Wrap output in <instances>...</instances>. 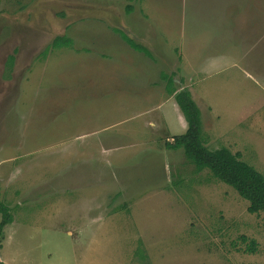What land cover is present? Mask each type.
Here are the masks:
<instances>
[{"label": "rangeland", "instance_id": "1", "mask_svg": "<svg viewBox=\"0 0 264 264\" xmlns=\"http://www.w3.org/2000/svg\"><path fill=\"white\" fill-rule=\"evenodd\" d=\"M163 77L264 177V0H0L2 262L264 264V213L166 148Z\"/></svg>", "mask_w": 264, "mask_h": 264}, {"label": "trees", "instance_id": "2", "mask_svg": "<svg viewBox=\"0 0 264 264\" xmlns=\"http://www.w3.org/2000/svg\"><path fill=\"white\" fill-rule=\"evenodd\" d=\"M132 7H127V12H131ZM119 37L133 50L142 52L151 58L150 51L129 38L123 31L114 30ZM71 40L66 36H58L52 42V48H69ZM13 58H10L12 63ZM166 81V77H163ZM167 91L169 95L174 94L175 100L185 118L187 127L181 135L172 138V142L165 143L167 149L183 150L186 159L194 166L197 172L207 170L221 183L232 188L238 196L248 203L247 212L249 214L264 213V177L261 173L249 166L241 159L239 153H232L228 148L221 147L210 151L204 145L201 132L200 111L196 103L192 100L190 93L181 89L178 90L173 83V79L167 81ZM0 251L4 241L5 228L13 222L10 209L0 201ZM245 242L246 239L243 238ZM245 252L254 254L256 252L255 241H250ZM0 264H5L0 259Z\"/></svg>", "mask_w": 264, "mask_h": 264}, {"label": "crops", "instance_id": "3", "mask_svg": "<svg viewBox=\"0 0 264 264\" xmlns=\"http://www.w3.org/2000/svg\"><path fill=\"white\" fill-rule=\"evenodd\" d=\"M235 15L233 14V17H234ZM182 89H183V87H182ZM210 110H211V108H210ZM214 109L212 108V111H213ZM217 119H220V115H217V117H216ZM0 259L2 260V258H1V256H0Z\"/></svg>", "mask_w": 264, "mask_h": 264}]
</instances>
